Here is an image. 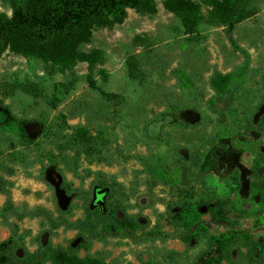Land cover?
Masks as SVG:
<instances>
[{
    "label": "rangeland",
    "instance_id": "1",
    "mask_svg": "<svg viewBox=\"0 0 264 264\" xmlns=\"http://www.w3.org/2000/svg\"><path fill=\"white\" fill-rule=\"evenodd\" d=\"M154 1L153 13L143 15L127 8L121 21L91 29L89 41L79 48L85 53L100 52L101 57L94 64L79 61L64 67L33 61L9 48L4 50L0 55V106H8L18 118H41L54 132L66 129L64 122L89 129L114 154V159L112 164H93L84 158L80 173L91 168L121 184L123 192L116 195L119 203L129 214L143 216V224L150 220L149 229L174 231L175 226L167 218L168 206L184 195L190 196L183 198L206 220L222 202L239 226L255 228L260 203L255 198L241 201L231 178L211 170L187 174V169H177L175 165L184 162L179 156L187 160L189 152L203 156L220 135L229 136L234 147L248 150L245 162L255 158L258 167L264 164L260 153L264 137L246 130L253 115L260 117L264 113V0L258 3L256 15L236 26L232 35L235 44L224 27L205 22L199 26L200 38L194 40L185 35L181 19L166 9L163 0ZM184 1L199 3L202 14L207 16L215 0ZM0 13L12 17L9 0H0ZM132 57L138 60L143 72L140 79L130 76L127 62ZM215 71L236 73L222 100L214 98L210 84ZM186 78L192 80L193 87L183 85ZM90 80L107 92L123 95L126 101L122 105L106 103L90 87ZM171 105L182 108L177 116L165 115ZM57 144L55 137H43L39 145L29 149L10 144L9 149L21 151L29 162L13 161L7 155L11 150L8 151L3 158L14 168V174L5 178L13 183L16 205L42 206L54 217L59 210L68 211L66 216L70 219L80 218L85 214L82 199H73L67 193V210H62L58 202L56 183L61 176L49 160V151L58 154ZM118 148L127 156L150 154L157 162L168 159L171 179L150 187L140 162L117 156ZM59 167L63 168V164L59 163ZM65 176L83 191L89 190L94 180V175L84 181L71 173L66 172ZM4 202L5 196L0 194V206ZM50 227L43 218L19 222V236L30 253L43 244L46 232L47 242L53 247L66 248L77 239L76 230L62 227L51 233ZM223 229L213 225L211 234ZM10 234V228L0 221V242ZM260 236H264V225L254 229L255 239ZM208 242L203 239L198 245L187 247L179 239L136 244L129 239L110 238L107 242H94L91 253L103 252L112 264H190ZM171 250L182 253L179 262H171L166 256ZM80 254L83 256L84 252Z\"/></svg>",
    "mask_w": 264,
    "mask_h": 264
},
{
    "label": "trees",
    "instance_id": "2",
    "mask_svg": "<svg viewBox=\"0 0 264 264\" xmlns=\"http://www.w3.org/2000/svg\"><path fill=\"white\" fill-rule=\"evenodd\" d=\"M163 2L168 11L181 19L185 35L198 40L199 26L205 22L224 27L229 39L235 44L233 31L238 24L257 14L260 0H215L213 9L207 16L202 14L199 3L184 0ZM9 3L12 17L8 18L6 14L0 13V55L9 48L33 61L51 62L64 67L73 66L79 61L94 64L101 57L99 51L85 53L79 48L83 42L89 41L91 29L95 26L121 21L127 14V8L143 15L155 11L154 0H9ZM127 64L130 76L140 79L138 76L143 72L138 60L129 58ZM234 77L235 72H214L210 84L215 99L222 100ZM182 82L187 88L193 87L190 78ZM89 84L108 104L122 105L126 101L123 95L107 92L93 80H90ZM169 109L165 113L166 116H177V112L182 108L171 105ZM64 123L66 129L71 130L70 134L66 133L65 128L54 132L41 118H18L8 106H0V194L5 196V202L0 206V221L11 231L9 238L0 242V264H44L47 261L51 264H112L107 261L108 256L103 252L91 253L94 242H107L110 238L129 239L136 244L179 239L187 247L198 245L205 239L209 241L206 248L190 264H264V238L255 240L251 229L238 228L230 220L223 205L213 212L211 219L207 221L198 211L191 208L190 201L183 198L189 199L190 196L184 195L168 206L167 218L175 226L174 231H165L160 227L149 229L150 220L143 224V216L129 214L119 203L116 195L123 192L121 184L109 180L104 172L93 171L91 168H85V174L80 173L84 158L93 164H112L114 154L107 151L89 129ZM183 124L190 125L186 122ZM43 137L56 138L58 154L49 151V160L54 162L55 170L62 177L61 186L73 199H82L85 214L80 218L70 219L66 216L68 211L61 210L59 215L54 217L42 206H18L13 201V183L6 179L5 175L12 176L14 168L5 162L3 157L11 150L7 153L9 158L27 164L29 157L19 150L9 149V145L29 149L39 145ZM115 154L125 160H138L143 167L142 171L147 175L146 183L150 187L165 184L172 177L168 159L157 162L150 154L127 156L119 148ZM175 155H178L177 152ZM179 157L181 162L186 161L187 164L176 163L175 167H184L187 174L193 170L200 174L204 169L200 154L195 151L189 152L187 160L183 156ZM58 158L63 168L59 167ZM66 172L81 181L94 175L89 190L75 188L66 180ZM98 188L107 190L106 212L98 205L92 207L95 190ZM27 218L45 219L51 226V233L62 227L76 230L77 239L80 238L81 241L76 247H73L71 242L66 248L53 247L48 241L46 244H39L38 249L30 253L22 241L23 238L19 236V222ZM212 224L223 226L224 229L212 235ZM40 240L38 237L39 242ZM81 251L84 252L83 256ZM166 256L171 262L177 263L182 253L171 250Z\"/></svg>",
    "mask_w": 264,
    "mask_h": 264
},
{
    "label": "flooded vegetation",
    "instance_id": "3",
    "mask_svg": "<svg viewBox=\"0 0 264 264\" xmlns=\"http://www.w3.org/2000/svg\"><path fill=\"white\" fill-rule=\"evenodd\" d=\"M246 130L249 133L256 134V137H264V113L260 117L253 115L252 119L250 118L246 124ZM247 153L248 150L245 147L242 146L234 147L232 145L229 136L220 135L218 136L217 140L213 142V144L210 147V150L203 153V156H200V161H202V164L204 166V169L201 172L205 173L206 171L211 170L213 172H218L220 175L224 177L231 178L236 188L238 197L241 201L247 202L255 198L256 201L260 203V210L257 214L258 226H254L255 228L241 227L237 224L236 221L232 220L229 217L230 220L238 228L251 229L252 236L255 239L254 229H260L264 225V164H261V166L258 167V163H257L258 160H256L253 157H252L253 159L250 160L248 163L245 162L244 159ZM260 153L262 156H264V147L261 149ZM239 165L243 166L249 172L246 175V179L249 181V187L246 196L242 194L243 179H242V170ZM103 196L105 197V203L107 207L106 193L103 195H97V198H95L94 200L95 206H96V202L100 200ZM222 205L225 206V204H223L222 202L219 203L217 209L220 208ZM225 208L227 209L228 212H230L227 206H225ZM213 225L215 224H212V226ZM261 238H264V236H260L258 239L255 240H259Z\"/></svg>",
    "mask_w": 264,
    "mask_h": 264
},
{
    "label": "water",
    "instance_id": "4",
    "mask_svg": "<svg viewBox=\"0 0 264 264\" xmlns=\"http://www.w3.org/2000/svg\"><path fill=\"white\" fill-rule=\"evenodd\" d=\"M239 166H240V168L242 170V179H243V192H242V194L244 196H246L247 195V190H248V187H249V181L246 179V175L249 172L243 166H241V165H239ZM51 181H52V179H51ZM61 181H62V178L59 177V181L56 183V194H57L58 202H59V205H60L61 209L62 210H67L70 200H69V198L67 196L66 190L60 187ZM95 191H96L95 198H97V195H103V194L107 193L106 189H96ZM96 205L102 207L104 212L107 211V207H106L105 197L104 196L100 200H98L96 202ZM94 206H95V203H93L92 207H94ZM48 237H49V233L48 232L44 233V235H43V244L47 243ZM80 241H81L80 238L76 239L72 243V246L76 247L80 243ZM19 255H21V253H19Z\"/></svg>",
    "mask_w": 264,
    "mask_h": 264
}]
</instances>
